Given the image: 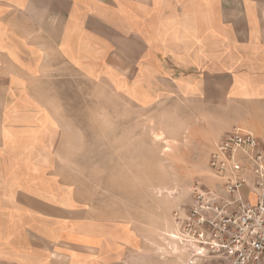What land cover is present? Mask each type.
<instances>
[{
  "label": "crops",
  "instance_id": "obj_1",
  "mask_svg": "<svg viewBox=\"0 0 264 264\" xmlns=\"http://www.w3.org/2000/svg\"><path fill=\"white\" fill-rule=\"evenodd\" d=\"M90 81L145 107L224 102L264 142V0H0V264L137 250L134 231L89 221L73 176L69 104Z\"/></svg>",
  "mask_w": 264,
  "mask_h": 264
},
{
  "label": "rangeland",
  "instance_id": "obj_2",
  "mask_svg": "<svg viewBox=\"0 0 264 264\" xmlns=\"http://www.w3.org/2000/svg\"><path fill=\"white\" fill-rule=\"evenodd\" d=\"M82 95L81 104H69L68 120L82 133L66 139L74 146L73 176L81 178L76 185L89 221L134 231L137 250L122 264H190L193 247L181 243L176 213H189L195 187L224 193L210 160L235 127L226 117L234 111L227 113L224 102L139 106L92 81Z\"/></svg>",
  "mask_w": 264,
  "mask_h": 264
},
{
  "label": "built area",
  "instance_id": "obj_3",
  "mask_svg": "<svg viewBox=\"0 0 264 264\" xmlns=\"http://www.w3.org/2000/svg\"><path fill=\"white\" fill-rule=\"evenodd\" d=\"M210 168L224 193L195 187L189 213H176L182 241L193 247L190 264H264V142L233 128Z\"/></svg>",
  "mask_w": 264,
  "mask_h": 264
},
{
  "label": "bare ground",
  "instance_id": "obj_4",
  "mask_svg": "<svg viewBox=\"0 0 264 264\" xmlns=\"http://www.w3.org/2000/svg\"><path fill=\"white\" fill-rule=\"evenodd\" d=\"M170 237L175 239V240L178 238L177 235H175V234H171ZM180 240H181V243L184 245L185 243L182 241V239H180ZM174 251L179 252L177 245L174 247Z\"/></svg>",
  "mask_w": 264,
  "mask_h": 264
}]
</instances>
